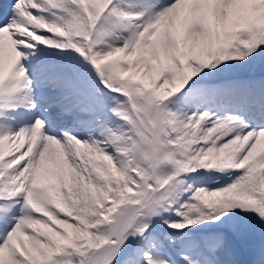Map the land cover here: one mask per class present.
Instances as JSON below:
<instances>
[{
    "label": "snow or ice",
    "instance_id": "obj_1",
    "mask_svg": "<svg viewBox=\"0 0 264 264\" xmlns=\"http://www.w3.org/2000/svg\"><path fill=\"white\" fill-rule=\"evenodd\" d=\"M0 264H264V0H0Z\"/></svg>",
    "mask_w": 264,
    "mask_h": 264
}]
</instances>
